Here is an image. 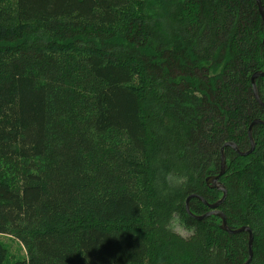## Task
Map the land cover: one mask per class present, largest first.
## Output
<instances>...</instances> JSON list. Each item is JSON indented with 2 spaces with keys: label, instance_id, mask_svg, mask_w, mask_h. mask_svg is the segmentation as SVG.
I'll list each match as a JSON object with an SVG mask.
<instances>
[{
  "label": "trees",
  "instance_id": "obj_1",
  "mask_svg": "<svg viewBox=\"0 0 264 264\" xmlns=\"http://www.w3.org/2000/svg\"><path fill=\"white\" fill-rule=\"evenodd\" d=\"M263 42L256 0H0V236L27 249L0 264L246 263L186 208L222 198L224 147L219 210L264 264V125L225 146L264 120Z\"/></svg>",
  "mask_w": 264,
  "mask_h": 264
},
{
  "label": "water",
  "instance_id": "obj_2",
  "mask_svg": "<svg viewBox=\"0 0 264 264\" xmlns=\"http://www.w3.org/2000/svg\"><path fill=\"white\" fill-rule=\"evenodd\" d=\"M256 1H257V6H258V9H259V13H260L261 18H262V20L264 22V6H263V3H262V0H256ZM258 78H264V71H257L256 73L253 74V76L251 78V83H252L254 96L257 99V101L261 105L264 106V103L262 102V100L260 98V95H259V89H258V85H257V79ZM256 125H264V120L256 119L250 126L249 139H250V142H251V148H250L249 151L241 152L239 147L236 144L232 143V142L227 143L225 146L226 147H232L235 151H237L242 156H247V155L251 154L254 151L255 146H256L255 140L253 138V128ZM225 165H226V156H225V147H224L222 149V171H221V173L219 175L215 174V176H211V177H209L207 179V183L210 186V188L217 189V190L222 192V194H223L222 198L219 201H216V203H214V204H209L206 200L202 199L201 197L196 196V195H192V196H190L187 199L188 203H186V208H187V211H188L189 215L192 216V217H195L198 220H202V219L210 217V216L219 217L221 219V221H222V225H221L222 229L227 231V232H229V233H231V234H237V233H241V232L249 233V240L248 241H249L250 257L246 261V263H244V264H250L251 261H252V258H253L252 245H253L254 237H253L252 230L249 227H242V228H238V229H232L231 228L230 229L228 227L225 215L219 210V207L223 204V202L225 201V199L227 197V189L219 181L220 177L225 173ZM192 197L200 199L203 203H205L211 209V211L208 212L207 214L203 215V216H195V215H193V213L190 210V205H189L190 199Z\"/></svg>",
  "mask_w": 264,
  "mask_h": 264
},
{
  "label": "rangeland",
  "instance_id": "obj_3",
  "mask_svg": "<svg viewBox=\"0 0 264 264\" xmlns=\"http://www.w3.org/2000/svg\"><path fill=\"white\" fill-rule=\"evenodd\" d=\"M254 130H253V138L254 137ZM249 135V132H248ZM175 232L182 235L183 237H189L191 235V232L187 231L181 224L177 228H173ZM1 241L5 244V246L8 249V252L10 253L12 259H23L26 257V250L23 244L18 241L13 236H6L2 235L0 236Z\"/></svg>",
  "mask_w": 264,
  "mask_h": 264
},
{
  "label": "clouds",
  "instance_id": "obj_4",
  "mask_svg": "<svg viewBox=\"0 0 264 264\" xmlns=\"http://www.w3.org/2000/svg\"><path fill=\"white\" fill-rule=\"evenodd\" d=\"M180 226V222L178 220H173L171 223V227L177 228Z\"/></svg>",
  "mask_w": 264,
  "mask_h": 264
}]
</instances>
